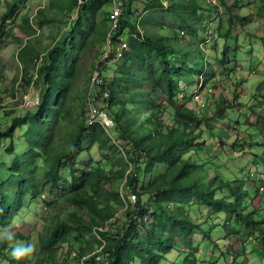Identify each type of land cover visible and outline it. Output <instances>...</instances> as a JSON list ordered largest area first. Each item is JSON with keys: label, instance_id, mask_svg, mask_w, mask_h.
I'll use <instances>...</instances> for the list:
<instances>
[{"label": "trees", "instance_id": "16d2710c", "mask_svg": "<svg viewBox=\"0 0 264 264\" xmlns=\"http://www.w3.org/2000/svg\"><path fill=\"white\" fill-rule=\"evenodd\" d=\"M27 1L7 0L3 19L19 23L20 10L29 7ZM41 1L38 7L28 11V16L33 19L31 22L35 21L38 27L27 18L21 24L27 37L38 38L37 30L42 31L46 25L59 28L63 19H66L65 27L68 25V28L60 31V36L64 34L53 46H44L38 39L37 44H23L18 50L22 62H27L22 78L34 84L39 97L32 108L15 114L6 128L0 129V150L7 144L13 145L16 131L25 126L30 147L19 152L13 151L11 146L8 151L12 150V154L19 156L13 157L11 166L0 167V226H8L12 222L25 198H39L45 192V176L56 184L60 183L55 168L62 161L74 162L83 152L82 145L86 142L88 148L98 143L102 150L119 152L114 165H123L117 171L101 165L84 170L74 181L67 182V186L58 188L61 193L65 192L66 202L57 203L45 198L50 211L43 215V219L49 222L50 227L40 233L37 264H57V245L68 242L74 234L81 238L85 233L94 232V227L103 226L106 222L108 229L100 230L96 238L99 246L103 245L109 264H128L135 256H140L141 264H158L159 258L164 256L163 252L177 245L175 238L193 234L194 221L189 215V208L184 205L185 198H190L185 192L191 191L205 206L226 211L236 223L247 227L250 235L262 231L257 242L264 243V206L262 213L255 208V204H251L250 208L248 202L241 203L240 189L231 183L223 186L220 180L214 179L215 184L211 185L209 173L203 172V165L195 162L193 156L197 152L201 156L206 146L204 140L210 127L208 121L223 118L227 108L236 106L234 98L229 100L221 94L219 101L215 102L216 98H212L208 106L205 101H202L203 104H190L191 100H197L187 90L189 79H182L186 74L194 75L190 67L194 50L202 54L206 51L204 43L209 42L208 38H196L199 32L207 29L204 13H218L221 7L230 10V7L237 6L241 9L246 0H124L125 8L117 35L129 36L130 51H124L121 58L109 62L116 65L114 74L109 77L107 65L106 84L102 86V91L94 92L96 103L113 122L109 127L101 121L90 126L86 123L90 86L86 101L85 93L81 92L77 83L82 65L92 62L99 53L97 62L103 52L111 11L105 8V4L111 5L112 0H89L77 14L72 15L70 12L77 8V0H61L64 4L59 3L60 0ZM138 1L145 5L140 13L133 10ZM257 4L261 14L264 5L260 0ZM251 23L247 15L232 11L223 30L213 33V41L208 48L217 50L221 42V50L216 51L220 56H213L217 66L226 68V64L239 53L237 35L233 32L235 24L249 30ZM35 57L41 59L36 68V64L33 65L37 60H33ZM119 61L121 65H118ZM208 61H200L202 68L198 69L197 83H201L200 77L204 78L199 91L208 82L216 84L213 81L217 75L213 74V81H209L213 64L209 67ZM181 82H184L185 88ZM105 89L109 90V96L102 98ZM209 89L208 92H215ZM147 93H150V98H147ZM129 103H132L131 108ZM119 104L122 105L117 108ZM212 105H215L213 112ZM168 111L172 112V118L165 123L163 115ZM260 111L254 110L258 118L252 124L262 133L261 143L264 144V114ZM112 131L128 141L130 150L126 153L136 157L135 162L145 156L146 171L143 173L150 181L145 182L140 177L139 166L128 170L127 154H123L118 144L112 141ZM234 145L239 144L235 141ZM7 153L0 154V161L6 159ZM29 160L31 164L27 163ZM10 180H13L11 184ZM49 189L48 193L54 194ZM217 190L230 193L228 196L217 195ZM244 193L249 195L248 190ZM131 194L136 195L135 202L131 201ZM144 194H149V199L153 201L151 208L142 202ZM125 203L127 218L124 224L116 226V219L112 223L108 221L115 214L117 205ZM149 209L161 212L147 223L144 218ZM139 222L149 233L148 242L143 238L136 241ZM201 229L207 234L205 227ZM29 235L14 231L0 242V252L8 247H18L15 244L18 238L29 248ZM157 247L163 252L159 253ZM92 249L91 244L78 248L80 256ZM189 258L186 255V261ZM29 259L27 254L9 257L10 264H27ZM184 264L196 262L193 260Z\"/></svg>", "mask_w": 264, "mask_h": 264}, {"label": "rangeland", "instance_id": "374dc122", "mask_svg": "<svg viewBox=\"0 0 264 264\" xmlns=\"http://www.w3.org/2000/svg\"><path fill=\"white\" fill-rule=\"evenodd\" d=\"M88 1L89 0L81 2L77 0V8H74L73 11L70 12L71 15L72 13L77 14L79 8ZM258 1L259 0H246V5L241 9H238L237 6L230 7V10H228V7H221L218 13H204V19L208 24L206 27L207 29L203 32H199L196 38H202V40L208 38L209 42H205L203 45L206 51H202V54H200L197 49L194 50L193 60L190 62L191 66L189 65L193 69L194 75L190 76L186 74L182 79H189L190 82L186 85L188 87L187 90L190 91L193 96L199 92L201 100L205 101L207 104L206 106L209 105V100L212 98H216L214 99L215 102L219 101L221 99V94H224L223 97L229 100L234 98L233 101L236 106L227 108L223 113V118H214L213 121H208L210 127L209 131L206 132L207 139L204 140L206 146H204L203 151H201V156H198L200 152H197V154L193 156L195 162H199L203 165V172L205 174L209 173L208 181L211 185L215 184V179L218 181L220 180L223 186H225L226 183H231L232 186L235 185L239 187L240 202L244 204L248 202L250 208L251 204H255V208L261 210L263 213L264 190L261 191L260 187L264 186V144L261 143L262 133L256 125L252 124V122L258 118L254 110H257L256 108L263 101L262 95L264 93V10L261 11V14L258 13ZM260 1L261 4L264 5V0ZM41 2V0H28L27 3L29 7L20 10V16L18 18L19 23H15V21L3 19V14L7 8V0H0V129L6 128L15 114L32 108L31 106L38 101L39 97L38 90L36 91L34 84H30L22 78V71H24L27 62H22V58L18 54L19 48L27 43L35 42V44H37L38 39L41 41L40 44L44 46L47 44L53 46L64 34L63 32L60 36V31L66 26V19H63L58 25L60 26L59 28L57 26L46 25L42 31L40 29L37 30L38 33L36 36H39L38 38L27 37L28 34L22 29V25L24 21L26 22V18L29 22L33 20L31 19V15V17L28 16V11L38 7ZM59 3L64 4L61 0ZM42 5H44V3ZM111 5L110 3L107 5L105 4V8L110 9ZM27 8L29 10H27ZM144 8L145 5L138 1L134 5L133 10L136 13H140ZM232 11H234V13L238 12L239 14L247 15L248 19L253 23L248 25L250 27L249 30L242 29L238 24H235L233 32L237 35L239 53L235 59H233L234 55L232 56V61L225 66L226 69L219 64L217 66L216 61L213 59L215 54L220 56V53L217 52L221 50V42L217 50L208 47L213 41V33L217 30H223L228 24V18ZM31 23L38 27L35 21ZM67 28L68 25L65 27V30ZM184 35H186V33ZM98 57L99 53L92 59V62L82 65L81 76L77 83L81 92L85 93L86 101L87 91L89 90L90 73ZM203 59L204 61L206 59L209 60V67L211 63L213 64L211 68L212 75L209 81H213V74L217 75V77L213 81L216 83L215 85L208 82L203 90L201 89L202 91H199L198 88L204 77H200L201 83L199 82V84L196 78L198 77V69L202 68L200 61L203 62ZM33 60H35L33 65L36 64V68L41 59L35 57ZM118 65H121V61L118 62ZM115 66L116 65L113 63L108 64L109 77L114 74ZM33 71L34 69L31 67V72ZM181 86L185 88L184 82H181ZM209 88H212L215 92H208ZM146 96L150 98V93H147ZM129 98L131 101V95H129ZM82 103L84 104V99ZM130 104L132 103H129V107L131 108ZM190 104H196L195 100H191ZM121 105L122 104H119L117 108ZM214 107L215 105L211 106L212 112L214 111L213 109H215ZM169 109L171 110L170 107ZM260 112L264 114V109L262 107ZM171 118V111L163 115L165 123L166 120L169 121ZM108 121L112 124L111 119H108ZM25 130L26 126L16 131L12 141L13 145H5L4 143L5 146L3 150L8 153L5 154L6 159L0 161V167L10 165L13 157L19 156L12 154L10 152L12 150L8 151L11 146L12 149L14 148L13 151L20 150L19 152H24L29 150V141H27L28 138L25 136ZM110 134L112 141L118 144L121 152L127 154V150H130L128 141L122 140L117 132L112 131ZM235 141L239 145H234ZM82 148L83 152L74 162L62 161L55 168L54 172L60 183L56 184L45 176L44 180L47 182L46 188L44 189L45 192L40 195L39 198H33L32 196L25 198V202H22L18 207L17 215L14 216L12 222L8 226H0V242L7 239L14 231L23 232L25 235L31 234L27 237L28 244H30L29 248L26 247V243H24L22 239L18 238L15 242L18 247H8L4 252H0V264H10L9 257L14 254L17 257H20V254H27L30 258L27 264H37L40 233L45 232L50 227L49 222L43 219V215L50 211L46 207L45 198H47V201L56 200L57 203L62 201L66 202L64 199L65 192L61 193L58 188L63 185L64 187L67 186V182L74 181L84 170L94 168L96 165H101L106 169L114 168V170L117 171V169L123 165L122 163L114 165V162L118 160L116 156L119 155V152L113 151L112 149L102 150L98 143H94L88 148L85 142ZM3 150H0V154H3ZM35 154L39 155L38 152H35ZM125 156L126 160H128V170L137 169L139 166L138 172L140 177L144 179L145 182L150 181L147 177L145 178L143 173V171H146V165L143 161L145 156L138 159L137 162L134 161L137 159L136 157H132L130 154ZM27 163L31 164L32 162L29 160ZM12 182L13 180H10L9 184ZM49 188L53 190L54 194L48 193L50 190ZM246 190H248L249 195L244 193ZM191 192H185L190 198H185L184 205L189 208V215L194 221L193 225L195 228L193 229V234L189 237L175 238L177 245L175 248L168 251L163 252L157 247L156 250L164 254L162 258H159L158 264H184L190 263L193 260L196 264H264V243L260 244L257 242L262 231L250 235L249 229L244 225L236 223L232 216L226 214V211H217L213 207L205 206L203 202L193 196ZM229 193L230 191H216L217 195L228 196ZM236 196L237 194H235V197ZM131 201L135 202L134 199H131ZM112 202H114V200H112ZM142 202L146 204L148 208H151V204L153 203V201L149 199V194L143 195ZM125 205L127 206L126 203L124 205H117V208L115 207V214L111 216V219L108 221L112 223L113 220L116 219L114 222L116 226H122L127 218L125 214ZM130 206L132 205L130 204ZM132 208L133 207H130V209ZM149 211L150 212L146 213L144 218V221L147 223H150V221L156 217V213L161 212L158 209L152 212L149 209ZM134 217L137 218L138 216L135 215ZM197 217L200 218V221ZM155 222L157 221L155 220ZM204 227L208 235L201 229ZM106 229L107 227L105 225L103 230ZM93 231L94 232L91 233H85L81 238L74 234L68 239V242L63 245L64 247L77 250L80 245L84 246L91 244L93 249L86 252V260L89 261L92 258L94 260L92 264H109L103 252V245L99 246V241L96 238V235L99 236V233L95 232V227ZM137 234L138 237L136 241L139 240V238H143L146 242L150 240L145 225L142 226L140 222L138 223ZM58 250L60 251L59 245L56 246V251L58 252ZM102 252L103 254H101ZM186 255L190 257L187 261ZM128 264H141L140 256H135L134 259L128 261Z\"/></svg>", "mask_w": 264, "mask_h": 264}, {"label": "clouds", "instance_id": "9594fccd", "mask_svg": "<svg viewBox=\"0 0 264 264\" xmlns=\"http://www.w3.org/2000/svg\"><path fill=\"white\" fill-rule=\"evenodd\" d=\"M124 1V0H123ZM112 5H111V11H110V14H111V12H112V8H113V5H114V0H112V3H111ZM124 8H125V3H124V6H123V12H124ZM123 12H122V14H123ZM110 14H109V23H110V26H109V29H108V32H109V30H110V28H111V17H110ZM122 14H121V16H122ZM121 16H120V26H121ZM120 26H119V28H120ZM119 28L117 29V31L119 30ZM117 31H116V34H115V37H114V41H115V44H118L119 43V37L120 36H122V37H124V39L128 42V44H129V49H126V50H124V51H130V43H129V36H127V35H117L118 33H117ZM108 32H107V34H108ZM107 34H106V41H107ZM106 41H105V44H106ZM105 44H104V47H105ZM116 51V50H115ZM123 51V52H124ZM103 52H104V48H103ZM103 52H102V54H101V56H100V58H99V60L96 62V64H95V66H93V68H92V70H91V73H90V77H89V79H90V81H89V86H90V90H89V96H88V111H87V114H86V118H87V120H86V123L90 126V125H94L95 123H97V122H99V121H101V122H103L107 127H109V126H112L113 125V122H112V120H111V122H112V124H108V123H106V121L103 119V117L101 116V115H99V120H97V121H95V122H93V123H90L89 122V109H90V106L91 105H95V106H97L102 112H104V114H105V116H107L108 117V115L106 114V112L102 109V107L101 106H99V103H96V100H97V98H96V95L94 94V92H95V90H98V91H102V86H104L105 84H106V73H107V65L109 64V62L110 61H116L117 59H119V58H121L122 57V55L120 56V57H117V58H115V59H113L112 60V58H114L115 57V55H116V53L114 52L113 54H112V56L110 57V59H108V60H105V61H103L102 60V56H103ZM123 54V53H122ZM98 63H101V64H103L104 65V71H103V76H104V79H105V81H104V83H102V84H100V85H97V86H95V87H92L91 86V79H92V75H93V73H94V71H95V67H96V65L98 64ZM209 90H213L212 88H210ZM107 93V94H106ZM257 94H258V92H257ZM102 98H104V97H108L109 96V90H107V89H105L103 92H102ZM263 97H262V102L260 103V105H258V107L256 108V109H259V110H261V107L264 109V95H262ZM197 101H196V103H200V104H203L202 103V100H201V97H200V94H198V93H196V94H194V96H193ZM262 103H263V105H262ZM253 106H255V105H253ZM108 119H110L109 117H108ZM260 190L261 191H263L264 190V186H261L260 187ZM130 197H131V199H134V200H136V195H134V194H131L130 195ZM106 227H107V229H108V222H106ZM105 225H103V226H99V227H97V228H95V232H99V230H103V228L105 227ZM106 229V230H107ZM65 243H67V242H65ZM65 243H62V244H60L59 245V248H60V251L58 250V252H57V264H65L68 260H75V263L74 264H81L80 263V259L82 258V257H85V255H83V256H80V253H79V250L77 249V250H74V249H70V248H68V247H64V245L63 244H65ZM59 253V254H58ZM75 255H76V257H75ZM94 260L91 258L88 262H93ZM73 264V263H72Z\"/></svg>", "mask_w": 264, "mask_h": 264}, {"label": "built area", "instance_id": "2783aa9c", "mask_svg": "<svg viewBox=\"0 0 264 264\" xmlns=\"http://www.w3.org/2000/svg\"><path fill=\"white\" fill-rule=\"evenodd\" d=\"M81 2H85L87 0H80ZM123 6H124V1L123 0H114V5L112 8V12L110 14L111 17V28L107 34V41L104 47V52L102 56V60H108L112 56V54L115 52L116 55L113 59L120 57L123 53L124 50L129 49V44L128 42L124 39V37L120 36L119 43L115 44L114 37L116 34L117 29L120 26V16L123 12ZM116 50V51H115ZM103 71H104V65L101 63H98L95 67V71L92 75L91 79V86L95 87L97 85H100L104 83L105 79L103 76ZM107 94V93H106ZM99 115L102 117L104 116V120L106 123L110 124L108 121V117L105 116L104 112H102L97 106L91 105L89 109V122L93 123L97 120H99ZM76 257V255H75ZM74 264L75 260H68L65 264ZM81 264H92L93 262H88L86 260V257H82L80 259Z\"/></svg>", "mask_w": 264, "mask_h": 264}]
</instances>
